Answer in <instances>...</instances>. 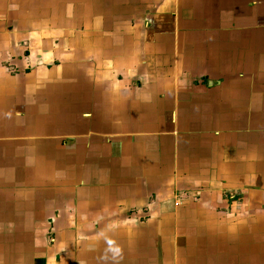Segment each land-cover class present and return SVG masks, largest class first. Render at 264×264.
Wrapping results in <instances>:
<instances>
[{
	"label": "crops",
	"instance_id": "crops-1",
	"mask_svg": "<svg viewBox=\"0 0 264 264\" xmlns=\"http://www.w3.org/2000/svg\"><path fill=\"white\" fill-rule=\"evenodd\" d=\"M0 264H264V0H0Z\"/></svg>",
	"mask_w": 264,
	"mask_h": 264
}]
</instances>
